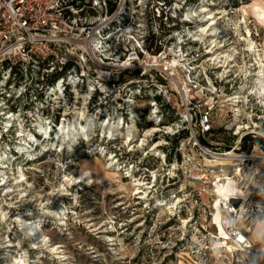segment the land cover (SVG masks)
<instances>
[{
	"label": "rangeland",
	"instance_id": "374dc122",
	"mask_svg": "<svg viewBox=\"0 0 264 264\" xmlns=\"http://www.w3.org/2000/svg\"><path fill=\"white\" fill-rule=\"evenodd\" d=\"M160 1L166 7L156 9V0H145L135 13L149 11L148 18H156V10L167 13L169 27L179 29L168 41L174 39L178 48V42L189 39V50L200 55L196 61L182 58L171 79L158 78L171 93L163 122L156 126L146 122L151 117L145 118L130 146L122 140L105 143L95 125L72 143V150L65 146L58 152L52 142L43 143L29 153L35 157L31 162L15 155L28 149V141L18 138L14 125L0 139V153L6 158L0 163V264H14L20 257L25 264H264V99L255 76L264 70V0ZM202 7L220 12L215 37L200 32ZM211 49L215 55L208 53ZM188 64L194 65L191 79L197 78L205 93L191 89L184 67ZM187 102L213 108L211 134H198V121L193 112L187 113ZM86 103L83 96L76 107L58 113L67 115L71 124L87 125L92 109ZM139 107L146 116L147 104ZM190 116L193 121L186 124ZM195 139L200 147L194 146ZM232 150L262 159L243 162L218 155ZM102 151L113 158L116 153L120 172L108 169ZM20 167L28 184L16 188L12 179L19 177ZM234 172L245 196L226 199L223 206L230 208L238 227L250 229L253 249L246 254L221 247L214 224L219 198L214 183ZM25 193L28 197L22 199ZM56 210L60 218L47 214ZM19 216L39 223L47 246L60 247L58 252L39 247L36 237L24 234L15 221Z\"/></svg>",
	"mask_w": 264,
	"mask_h": 264
},
{
	"label": "built area",
	"instance_id": "2783aa9c",
	"mask_svg": "<svg viewBox=\"0 0 264 264\" xmlns=\"http://www.w3.org/2000/svg\"><path fill=\"white\" fill-rule=\"evenodd\" d=\"M143 1L0 0V139L17 125L18 138L37 141H28L26 148L34 153L41 146L38 143L47 141L39 133L41 122L55 130L67 125L68 116L58 112L76 107L83 96H87L86 105L107 144L118 143L128 127L134 126L136 134L139 126L146 124L145 118L151 117L152 121L146 122L159 126L166 117L163 108L171 93L158 78L171 79L182 58L196 61L200 55L189 50L193 44L189 39L178 42V48L174 39L168 41L179 29L177 25L169 27L167 13L156 10V18L153 14L148 18L146 10L135 13ZM156 3V9L167 4ZM150 19L157 24L149 23ZM184 67L191 89L205 93L204 85L191 79L194 65ZM142 103L148 106L146 116L141 115ZM185 107L189 115L194 113L199 135L213 132L212 107L191 102ZM192 121L190 116L185 123ZM106 126L118 128L111 140L103 131ZM194 146L200 147L196 139ZM15 155L27 153L16 151ZM248 157L243 162H249ZM223 207L227 216L221 223L225 231L222 240L232 248L228 252H250V229L238 227L230 208Z\"/></svg>",
	"mask_w": 264,
	"mask_h": 264
},
{
	"label": "bare ground",
	"instance_id": "6f19581e",
	"mask_svg": "<svg viewBox=\"0 0 264 264\" xmlns=\"http://www.w3.org/2000/svg\"><path fill=\"white\" fill-rule=\"evenodd\" d=\"M200 12H201L202 15H204V18H205V20L202 21V23H203L202 25L203 26H200V32H205L210 37H215L217 35V33H218V31H217L218 28H216V25H217V17L216 16L219 15L220 12L218 10H216V9L215 10H210L207 7H202ZM212 43H214V42H212ZM249 44H251V42H249ZM212 47H214V46H212ZM213 49H211L212 51H210L208 53H211V55H215V51H213ZM262 67H264L263 64H262ZM255 76L258 79L257 80L258 84H260V93L262 94L263 99H264V70H260V72L257 75H255ZM80 116H83V115L80 114ZM81 118H83V117H81ZM88 122L89 123H87V125H82V124H79V123L78 124H74L75 122L72 123V124L68 123L67 125L64 124V125H62L60 127L59 131L57 130L58 132L56 130H53L52 128H49V127L45 126V125H40L39 126V133L44 135L45 139L47 140L45 142H52V145L54 147H56V148L59 147L58 152L64 151L65 146L68 147L69 150H72L71 146H72V143L74 141L78 140L80 137H86L88 134H90L91 131H93L94 126L95 125L97 126V123H96L94 118H92V120H88ZM103 129H104L103 130L104 133L108 134L110 140L113 139L118 133V128H112L111 126H106ZM148 131H150V130H148ZM50 132H51V135H50L51 137L48 134ZM135 135L136 134H135L134 126L128 127L127 131H126V135L122 134L120 139L123 141V143L128 144L130 146L133 143V141H134L133 138H134ZM28 141L37 142V141L34 140L33 137H29ZM45 142L38 143V144L42 145ZM157 148H158V145L154 146L152 151L155 152ZM20 151L22 153L26 152L27 153V157H28L29 160L35 158V157H33L34 155L33 156L30 155L26 151V149H21ZM106 153L107 152H103L102 151L100 153V155H101V158L103 160H105V163H107L109 165L108 169H110L111 167H115V169L114 168L113 169L115 171L117 170V172H120L119 170H121L122 168H118L119 165L115 161V158H113L112 155H109V154H106ZM246 157L247 156H239V155H236L234 153H230V154H227V156H225L224 159L239 161V160L245 159ZM4 159H6V158H4L1 155V153H0V163L5 164L4 163L5 162ZM219 159H221V158H219ZM248 159L249 160H260L262 158L255 157V156H249ZM4 168L7 169V167H4ZM18 174H19L18 178L12 179L14 181L13 185H15L16 188H20L24 184H28V181L26 179V175L24 173L23 167H20L18 169ZM82 174L86 176V173H82ZM2 175H4L3 176V182H4L3 186H7L9 183L6 181V172H4ZM128 176H130L131 178L133 177L132 174H130V173H128ZM237 176H238V173L234 172L232 177H225V176L218 177L216 179V182L214 183L215 193L219 197L218 201L216 203L217 212H216V216L214 218V224H215V227L217 228V236L219 238L220 245H221V247L226 248L227 250H229L231 247H229L222 240V238H223V236L225 234V231H224V229H223V227L221 225V223L223 221V214L221 212V209L223 207V201L224 200H226V199H230V200L241 199V198H244V196H245L244 192L242 191V189L238 186L237 182L235 181V178ZM138 186L139 185L136 184V191H137L138 194H141L142 193L141 192V188H139ZM22 193H23V191H22ZM26 197H28L27 193L23 194L21 198L23 199V198H26ZM59 211H61V210H59ZM47 214L51 215L52 218H55V217L56 218H60V216H61L60 212H58L57 210L53 211V212L48 211ZM15 221H17L19 223V226L21 227V229L24 232V234H26L27 236L36 237V239L39 241V244H40L39 247L47 246L50 243L49 239H47V237L44 234V232H43V230H42V228H41L39 223L29 222V220L24 219V217H22V216H19V218H17ZM63 224L66 226V222H64ZM10 247H12V245L8 246L7 248H10ZM39 247L37 249H40ZM47 247H52L51 248L52 251H55V252H58V250L60 248L58 246H52V245L51 246H47ZM0 251H1V248H0ZM14 264H25V261H24V259L22 257L15 258Z\"/></svg>",
	"mask_w": 264,
	"mask_h": 264
}]
</instances>
